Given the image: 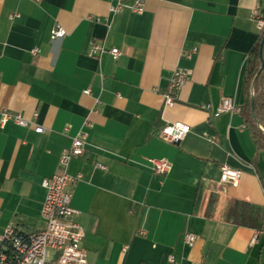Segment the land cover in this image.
Listing matches in <instances>:
<instances>
[{
  "label": "crops",
  "instance_id": "1",
  "mask_svg": "<svg viewBox=\"0 0 264 264\" xmlns=\"http://www.w3.org/2000/svg\"><path fill=\"white\" fill-rule=\"evenodd\" d=\"M134 1L0 0V112L37 113L46 129L0 116V236L10 225L25 235L45 228L42 182L88 119L85 152L68 167L81 176L71 204L88 264H264V228L227 217L236 200L264 207V150L241 115L261 36L252 12L264 14V0H143L142 13ZM57 24L67 36L52 42ZM92 42L106 52L89 56ZM177 69L192 75L166 108ZM225 98L237 111L218 113ZM175 122L191 128L178 144L160 138ZM150 159L170 172L156 175ZM223 165L241 170L238 187L220 185Z\"/></svg>",
  "mask_w": 264,
  "mask_h": 264
},
{
  "label": "built area",
  "instance_id": "2",
  "mask_svg": "<svg viewBox=\"0 0 264 264\" xmlns=\"http://www.w3.org/2000/svg\"><path fill=\"white\" fill-rule=\"evenodd\" d=\"M39 2L40 0H33ZM120 3L114 12H119L123 8ZM132 9L136 13H142L145 9L143 0H135ZM253 18L257 22V27L261 34L264 33V14L260 9H254ZM67 31L63 26L57 24L54 26L50 40L52 42L64 39ZM106 52V49L92 42L88 55L91 57L99 56ZM40 53L39 49L32 50L33 56ZM114 59L120 56L118 49L109 51ZM192 75L191 70L177 69L171 80L168 89L162 94L164 106L173 107L178 102L180 91L186 85ZM90 94V90L84 92ZM98 103V102H97ZM237 111L233 100L225 98L218 113ZM93 112H97L95 108ZM1 125L9 121L24 127L32 128L37 133H44L45 128L36 123L38 114L33 115V120L26 119L22 114L1 111ZM93 127V124L86 119L81 130L73 137L71 146L66 149L59 162V171L51 178L45 179L42 186L46 190L45 200L42 206L41 215L46 224L45 228L39 232L25 235L20 233L16 227L10 225L5 228L0 236V264H88L87 254L82 248V242L85 239V230L83 226L75 220L78 211L72 207V193L70 186L79 181L81 176H71L68 173V167L74 158L82 156L85 152L87 129ZM190 126L183 122L167 124L160 132V138L178 144L182 142L190 133ZM149 163L156 175H166L171 170V164L165 160L150 159ZM242 172L233 169L227 165L221 167L220 185L236 188L240 184ZM144 232H141L143 234ZM196 242V236L193 234L185 235V243L192 247ZM127 248H125L126 250ZM51 253L54 258H51ZM173 262V258H169Z\"/></svg>",
  "mask_w": 264,
  "mask_h": 264
},
{
  "label": "trees",
  "instance_id": "3",
  "mask_svg": "<svg viewBox=\"0 0 264 264\" xmlns=\"http://www.w3.org/2000/svg\"><path fill=\"white\" fill-rule=\"evenodd\" d=\"M261 34L259 40L254 45L248 58L244 72V91L246 101L241 109V115L246 126L250 129L255 144L259 150H264V66L260 58ZM263 63H264V47ZM261 69V72L259 73ZM254 98L252 105L251 99ZM229 221L237 225L262 230L264 228V207L256 206L244 201H234L228 210Z\"/></svg>",
  "mask_w": 264,
  "mask_h": 264
},
{
  "label": "water",
  "instance_id": "4",
  "mask_svg": "<svg viewBox=\"0 0 264 264\" xmlns=\"http://www.w3.org/2000/svg\"><path fill=\"white\" fill-rule=\"evenodd\" d=\"M264 47V35H263V38H262V42H261V51H260V58H261V61H262V67H261V69L263 68V66H264V63H263V51H262V48ZM261 69H260V71H259V73L261 72ZM251 103H252V105L254 104V98L252 97V99H251ZM263 132H264V130L261 128V127H259Z\"/></svg>",
  "mask_w": 264,
  "mask_h": 264
}]
</instances>
